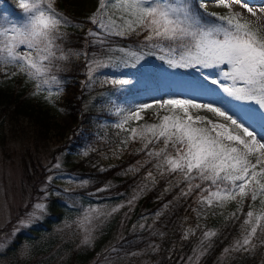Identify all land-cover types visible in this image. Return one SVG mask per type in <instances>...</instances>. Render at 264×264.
Instances as JSON below:
<instances>
[{
	"label": "rangeland",
	"instance_id": "1",
	"mask_svg": "<svg viewBox=\"0 0 264 264\" xmlns=\"http://www.w3.org/2000/svg\"><path fill=\"white\" fill-rule=\"evenodd\" d=\"M196 1L199 4V0ZM74 2H78L80 16L91 22L89 17L96 12L99 0ZM13 4L18 7L17 0H0V24L22 22V11L19 7L14 8ZM204 11L224 14L229 9L215 7L209 2ZM113 13L114 18L120 15L110 7L108 14ZM238 13L253 23L257 22L245 10ZM68 17L70 24L83 25L88 33L90 29L96 33L103 31L97 25ZM259 24L264 28V21L259 19ZM66 26L61 27V32ZM136 31H142L145 36L148 34L143 29L138 28ZM24 50V46L18 49L21 52ZM56 55L60 56L61 52L57 50ZM151 64L148 66L152 68ZM13 66L0 65V79L10 77L18 70ZM89 66L88 63L83 75L76 81L71 109L66 106L62 85L59 86L62 91L58 95L53 86V95L48 99L47 86L36 92V81L23 73L31 82L26 88L27 95L35 106L48 110L52 121L45 133L38 132L26 118L21 119L20 128L14 132L9 130L5 122L0 129V264H42L45 260L46 264H64L65 261L67 264H200L213 237H206L205 233H215L240 204L239 197L223 206L215 200L212 205L201 202V196L207 195L203 189L208 188L210 182L196 192L189 208H183L177 227H174L170 236H166L158 225L161 212L159 207L149 212L135 213L136 192L126 199L108 202L98 200L94 193L96 189L87 192L93 201L79 208L73 215H60L61 219L59 217V220L51 222L49 229L42 225L41 230L25 231L27 227L44 219L52 197L58 198L56 202L61 200L68 205L76 203L69 196L79 193L81 188L90 183L81 166L86 170L101 169L123 161L128 142L132 140L128 129L146 122H158L156 113H160L161 109L154 107L142 113L143 119L129 121L123 130L117 128L115 125L123 120L127 110L134 109L138 104L168 98L195 99L199 103L215 102L216 106L225 108L229 114H236L245 126L258 134V138L264 137V109L247 101L232 107L227 102L229 97L219 85L212 83L213 80L231 83L224 81L221 75L226 66L203 68L198 65L195 74L192 67H183V70L182 67L174 66L171 71L158 70L156 77L147 79L121 66L98 67L90 77ZM116 79H127L130 83L114 84ZM247 106H250V112ZM69 112H74V117ZM199 114L222 122L204 110H200ZM141 158L145 159L146 156ZM162 160L163 156L156 158L153 166L161 164ZM141 162L140 158H136L122 168L131 171ZM49 177L52 179L49 180ZM144 177L153 180L154 170L148 167ZM38 203L44 204L45 209L36 210L35 205ZM18 231H24L28 237L6 250ZM174 232L177 236L173 235ZM245 234L241 233L221 247L212 264H224L235 251L236 242H242ZM142 237H145V241L128 251L116 245L122 238L131 241ZM65 240H70L68 248L63 247ZM45 245L46 249L43 248ZM84 251L89 252L88 257L78 262L75 254Z\"/></svg>",
	"mask_w": 264,
	"mask_h": 264
},
{
	"label": "snow or ice",
	"instance_id": "2",
	"mask_svg": "<svg viewBox=\"0 0 264 264\" xmlns=\"http://www.w3.org/2000/svg\"><path fill=\"white\" fill-rule=\"evenodd\" d=\"M209 2L229 11L224 14L205 12L214 19L204 22L192 11L187 0H99L97 10L89 20L105 33L118 36L135 32L138 28L145 30L148 33L145 40L156 41L151 47L166 51L171 66H226L221 75L224 81L231 83L221 80L212 83L219 85L228 97L254 102L259 109H264V28L254 10L258 7L259 13H264V5L253 6L246 0H199V7L206 9ZM55 3L56 0H17L23 14L22 22L0 24V65H15L20 72L35 80L36 92L47 86L48 99L53 95V86L57 95L62 91L59 87L61 81L52 70L56 67L55 59L68 58L57 40L65 35L61 27L71 23L70 18L54 6ZM233 4H239L257 22L232 11ZM110 7L120 15L116 18L115 13L109 15ZM89 35L99 36L91 29ZM21 46H24L23 52L18 51ZM57 50L61 52L60 56L56 55ZM128 54L137 61L143 58L137 52ZM89 65L90 77L96 68L106 66L99 59L90 61ZM113 83L127 85L130 81L116 79ZM154 107L163 109L165 114L157 112L156 123L146 122L128 129L131 138L141 139L144 148L154 140H162L163 147L159 151L148 153L149 156H163L157 167L166 165L169 172L178 171L189 181L197 178L209 181L210 186L203 189L207 195L201 196V202L212 205L215 200L223 206L239 197L237 210L240 211L245 198L250 197L253 202L261 198V209L246 213L244 225L249 227L245 229L242 242L237 241L234 246L237 251L254 248L252 240L258 230L264 236V137L258 138V134L245 126L236 114H229L215 102L199 103L184 98L138 104L127 110L123 120L115 126L123 130L129 121L143 119L142 113ZM200 110L212 113L222 122L200 115ZM193 188L200 189L201 184L189 183L188 192L184 194ZM35 209L44 210L45 205L38 203ZM212 235L215 233H205L206 237ZM261 243L264 244V240Z\"/></svg>",
	"mask_w": 264,
	"mask_h": 264
},
{
	"label": "trees",
	"instance_id": "3",
	"mask_svg": "<svg viewBox=\"0 0 264 264\" xmlns=\"http://www.w3.org/2000/svg\"><path fill=\"white\" fill-rule=\"evenodd\" d=\"M73 1V2H72ZM75 0H56L55 7L65 15L70 16L73 20L84 23H91L83 16H80L77 10V3ZM196 0H189L188 3L194 13L199 14L204 22L209 19L205 15L204 9L199 7ZM14 8L15 7L13 4ZM214 18L212 17V20ZM65 35L57 40L65 55L66 60L57 59L54 62L56 67H53L52 74H55L61 81L64 89V99L66 106L70 109L73 107V98L76 90V81L83 75V70L90 61L102 60L106 66H121L133 70L145 79L149 77H156L158 70L166 69L171 71L174 66L168 63L170 58L166 51H162L158 47H151L153 41L145 40V35L142 31L130 32L124 36L114 34H107L104 31H99V36H91L86 31L85 26L78 24H69L62 31ZM100 41H103L102 43ZM123 49L124 51H121ZM137 52L143 58L137 59L128 53ZM75 53H79L76 55ZM178 55V54H177ZM109 57L112 59L110 60ZM163 57V58H162ZM150 63L152 68L148 66ZM15 67V66H13ZM185 70V68H181ZM193 72L195 67H192ZM192 72V73H193ZM15 75L3 77L0 79V129L7 123L9 130L14 132L20 128L21 119L26 118L31 121L36 127L35 129L40 133H45L52 121L51 115L46 108L35 106L34 102L26 93V88L30 85L29 78L17 70ZM195 74V72H194ZM227 102L232 107L238 105L241 101H237L231 97L227 98ZM250 112V106L246 107ZM74 117V112H69ZM165 114L161 109L160 115ZM144 143L141 139H132L128 142L127 152L124 154V160L110 165L106 168L86 170L90 183L87 187L81 188L79 193L69 196L71 200L76 203L68 205L66 202L57 201V197H52L48 203V212L44 219L33 226H29L25 231L33 232L34 230H41V226L45 225L48 229L50 223L59 220L60 215L69 217L76 213L79 208L92 202V198L87 195V192L96 189L95 195L98 196L99 201L115 202L121 199L128 198L131 194L136 192V203L134 206L135 213L149 212L155 208H160L158 225L164 231L166 236H170L174 227H177L178 220L181 216L183 208H189L192 197L195 196L199 189L193 188L188 192L186 184H201V187L208 184L209 181H201L197 178L194 181L186 180L180 172H169L165 165L161 167L153 166L156 158L149 156L148 153L152 151H159L163 147L162 140L153 141L147 148H144ZM169 151H172L171 148ZM142 156H146L142 159ZM136 158H140L142 162L134 167L131 171L125 170L122 166H126L134 162ZM144 161V162H143ZM150 163V164H149ZM151 165V166H149ZM151 167L155 172L153 180H148L144 177V171ZM260 198L253 202L250 197L245 198L243 202V209L234 212L235 215L228 216L218 227L215 235L212 237V243L209 250L204 254L200 264H212L213 258L217 252L229 243L232 239L237 238L241 233L246 232L245 229L249 226L244 225V220L247 218L246 213L249 210L261 209ZM251 206V208H250ZM61 216V217H62ZM60 217V219H61ZM27 232V233H30ZM177 236V233H173ZM28 234L24 231L16 232L14 238L10 241L6 250L15 247L22 238H27ZM128 237L126 236L125 239ZM165 239V238H164ZM121 240L124 241V238ZM117 242L120 249L125 251L134 249L145 241V237L134 239L131 241ZM264 236L257 232V236L253 238L252 244L254 248L249 247L248 251L235 250L233 251L224 264H264V244L261 243ZM65 240L64 248H68V242ZM121 241V242H120ZM167 242V240L165 241ZM162 242V243H165ZM48 245V244H47ZM47 245L43 246L46 249ZM89 252L75 254L78 262H83L88 257ZM70 256V254H69ZM45 260L42 264H46ZM64 264H67L65 261Z\"/></svg>",
	"mask_w": 264,
	"mask_h": 264
},
{
	"label": "bare ground",
	"instance_id": "4",
	"mask_svg": "<svg viewBox=\"0 0 264 264\" xmlns=\"http://www.w3.org/2000/svg\"><path fill=\"white\" fill-rule=\"evenodd\" d=\"M246 2L250 3V5L253 6H259V5H264V0H246ZM197 3V2H196ZM232 10L233 11H238V12H242L243 10H245L244 8H242L239 4H233L232 5ZM254 10L257 11V14L259 16V19H261L262 21H264V13H259L258 7L255 8ZM246 11V10H245ZM211 13V12H210ZM246 15V14H245ZM212 18V17H211Z\"/></svg>",
	"mask_w": 264,
	"mask_h": 264
}]
</instances>
